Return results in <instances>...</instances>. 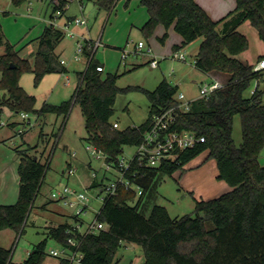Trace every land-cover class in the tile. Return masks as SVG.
Masks as SVG:
<instances>
[{
  "label": "trees",
  "instance_id": "16d2710c",
  "mask_svg": "<svg viewBox=\"0 0 264 264\" xmlns=\"http://www.w3.org/2000/svg\"><path fill=\"white\" fill-rule=\"evenodd\" d=\"M20 5L29 0H12ZM101 8L109 9L113 0H98ZM147 7L149 20L142 31L149 37L159 25H174L182 36V46L202 37L196 55V67L205 72L224 71L231 79L209 97H199L189 109L178 107V86L163 79L153 89L141 86L122 89L118 72L102 76V63L96 58L90 41L85 43V70L78 72V86L68 100L59 104L44 102L37 107V97L21 85L24 73L34 74L39 86L49 73H65L67 68L56 52L65 37L62 28L50 23L37 40L34 62L22 58L7 39L0 22V106L13 112L27 111L38 118L48 113L67 117L73 106L79 105L84 118L87 144L106 154V161L116 165L125 146H137L150 128L155 115L175 107L173 129L193 131L205 137L180 154L178 162L159 167L140 165L134 159L132 170L137 171L136 182L143 188L138 197L132 189L121 187L116 195L107 196L97 214L106 227L97 233L77 236L81 239L83 264H118L117 253L124 243H136L143 249L144 264H264V166L259 157L264 148V89L257 87L251 96L245 92L254 80L261 81L264 69L243 62L237 55L249 47L239 25L249 20L264 41V0H237V8L223 20L215 21L197 0H141ZM51 18L64 13L68 0H47ZM224 26L219 29V24ZM14 66V67H12ZM139 89L149 99V117L139 126L114 127L115 103L120 91ZM239 115L242 140L237 143L233 131ZM43 133H41V136ZM15 148L20 157L19 199L12 205H0V230L13 229L17 235L25 232L31 211L45 180L46 164L32 152L39 147L28 145ZM208 151L215 158L219 178L231 189L218 197L196 201L194 212L173 217L164 205L155 204L148 216L139 209L151 177L159 170L172 172ZM104 182L94 180L91 187L103 189ZM138 197V199H137ZM136 200V203L134 201ZM71 218L77 219L75 215ZM71 227L69 221L47 227V236L34 245L22 263L12 260L13 248L0 245V264H43L49 240L67 245ZM61 264H69L61 260Z\"/></svg>",
  "mask_w": 264,
  "mask_h": 264
},
{
  "label": "rangeland",
  "instance_id": "374dc122",
  "mask_svg": "<svg viewBox=\"0 0 264 264\" xmlns=\"http://www.w3.org/2000/svg\"><path fill=\"white\" fill-rule=\"evenodd\" d=\"M31 1V4L30 1H27L20 5H15L12 0H0V20L3 23L7 39L14 44L22 43L24 45L33 37L32 31L29 28L34 22L31 21L30 17L28 20L26 19L28 6L32 7L31 12L34 16H38L41 13L44 17V13L46 12L47 5L40 12L42 8L40 2L38 0ZM85 4H87V9H85L84 16L79 9L77 0H72L69 3L68 13L70 15L77 14L78 17L76 18H85L91 29L94 27L92 33L86 32L84 35L87 40H90L92 35L97 38L101 32L105 33L115 11L109 13L110 15H107L106 11H104L103 16H105V19L102 20L100 16L96 22L97 8L94 2L85 0ZM50 13L51 9L47 11V19L50 18ZM62 19V17H56L52 23H56V25L63 28L64 24L59 25V23H62ZM73 26L85 27L71 25L73 31ZM65 37L70 38L68 35H65ZM135 41L138 42L133 36H130L128 41L119 46L121 48L109 46L106 48L107 55L102 54L104 48H100L96 53V58L102 62L107 58V62H105L106 75L115 72L120 74L117 81L120 88L126 89L128 87L141 86L152 90L156 88L164 76L169 80H175L174 77L177 76L180 80L178 93L184 92L186 100L189 95L194 97L200 95L201 75L194 68L195 58L187 49H184V51L187 54L188 62L192 61V65L188 67L181 66L179 64L180 59L172 60L171 58L161 57H158L159 65L153 67L149 62L151 55L147 53L134 54L133 52L128 56L127 63L125 64L122 60V51L125 48L133 51ZM146 44L149 47L147 42ZM3 51L4 47L0 46V53ZM115 52H118L119 59H115ZM136 64L138 65L135 66ZM75 65L74 67L70 65V71L61 78L60 85L57 87L58 90H55L51 94L47 90L49 88L47 86L48 81H42L39 86L34 84L33 73H24L21 78V84L28 93L37 95L38 108L42 106L45 99L49 103L59 104L74 93L77 84V71L86 67L85 56L80 61L75 62ZM66 76L71 80L69 84L66 83ZM260 83L264 87V80ZM245 95L250 96L251 89H248ZM149 105V99L143 91L133 88L122 90L116 99L113 120L119 123V128L121 129L129 126H139L149 117ZM16 116V119L20 122L16 124V127L11 132L15 135L16 143L20 144L22 142L21 136L15 132L21 127L22 121L19 114ZM36 118L37 115L31 113L33 123ZM0 119L9 122L6 115ZM42 132L44 135L41 136ZM85 134L84 118L79 105L73 106L66 118L60 116L57 119L56 114L48 113L46 117L38 118L35 125L28 127L27 140L32 146L36 145V143L39 144V147L32 152H36L41 156L42 162L46 164V171L45 180L31 211L25 232L15 235L14 244H16L18 249L38 243L39 239L45 237L44 231L46 225L52 218L58 217L60 220L64 219L61 213L55 214V209H58L57 211H61L62 213L74 215V210L51 197L54 189L69 185L75 189L86 191L92 198L87 213L79 216L83 221L81 230L85 231L87 225L96 220L97 212L101 209L103 201L95 197L101 192V188L91 187V185L94 180L103 181L104 184H108L118 176V172L115 168L107 170L105 159L94 157L87 150L88 145L82 139ZM233 135L237 143L242 140V125L239 115L235 117ZM47 136H50V138H47ZM136 151V146H125L121 158L129 160L135 155ZM74 152L76 155L72 156L71 154ZM201 154L194 157L181 169L172 172L158 169L151 177L138 209L148 215L155 204H160L167 207L171 216L178 217L193 213L197 200L211 199L212 191L210 186L216 170L213 169L210 162L216 160L213 157L206 156V154L201 157ZM70 166L74 167L76 172L68 176L65 171ZM216 167L218 168L217 165ZM94 172L97 174V178H94ZM69 219L71 223L75 221L74 218ZM58 245L57 242L52 240L48 243V247H58ZM45 261L46 264H59L60 262L59 258L51 255H47ZM72 264L80 263L74 262Z\"/></svg>",
  "mask_w": 264,
  "mask_h": 264
},
{
  "label": "crops",
  "instance_id": "0c3cea01",
  "mask_svg": "<svg viewBox=\"0 0 264 264\" xmlns=\"http://www.w3.org/2000/svg\"><path fill=\"white\" fill-rule=\"evenodd\" d=\"M30 4L32 3L31 0ZM76 1V0H75ZM94 2V5L97 8V14L95 17L96 22L98 19L102 18L105 19L103 16L104 11H106L107 15H110L109 13H112L115 11V14L111 17V22L108 25V27L105 30V33L101 32L96 37H93V35L90 37L92 42L97 41L98 39H101V45H99L95 51V56L96 53L99 51L100 48H104L102 54L107 55L106 48L109 46H116L117 48H121L119 46L123 45L126 41L129 40L130 36H133L135 40H144L148 43V45L153 49L155 55L161 58H171L172 60L174 59L172 57V53L179 49L180 46H182V41L183 38L182 36L176 31L174 25L170 26L169 28L165 27L164 25H159L155 29V32L153 35L147 37L144 32L142 31L144 25L147 23L149 20V12L146 6H144L141 3V0H113V3L109 9L106 8H101L99 4L97 3L98 0H91ZM41 5L40 12H42L44 6L47 5L46 12L44 13V17L41 15V13L38 16H34L33 13L31 12L32 7L28 6V13L26 19L30 17L34 23L33 25L29 28L30 31H32V39L28 41L26 44L22 45V43H12L15 46V50L17 51L18 55L22 58H27L31 60V62H34L35 60V54L37 50V40L38 38L43 34L46 26L53 22L54 18L56 17H62V23L59 25H65L69 20H72L77 16L76 15H70L68 13L69 11V3L72 2V0H68V6L65 8L64 13H57L55 17L52 19L51 18V13L49 14V19L46 18L47 11L50 10L48 8L47 0H38ZM79 9L82 11L83 16L85 14V9H87V4H85V0H77ZM197 2L203 7V9L209 14V16L215 20V21H220L223 20L225 17H227L231 12L235 11L237 8V0H197ZM81 4H83V8L81 9ZM94 6V7H95ZM102 13V15H101ZM2 26L3 23L0 20ZM96 25V23H95ZM94 25V26H95ZM224 26V21H222L219 24V29H222ZM74 31L78 35H85L86 32H93V28L89 26V23L87 21V25L84 28H80L79 26H73ZM27 28V27H26ZM4 30V26H3ZM238 31L241 32L242 34L246 35L249 41V47L241 52L240 54L237 55V57L242 60L243 62L249 63L251 65H255L261 58L264 57V41L261 39L258 30L251 24L249 20L244 21L241 25L238 27ZM5 33V30H4ZM90 33V34H91ZM6 35V33H5ZM203 38L200 37L191 43L181 47L183 49H187L191 55L196 58V55L199 51L200 44L202 42ZM76 38H66L61 41V43L58 45L56 52L59 55L61 61L64 60L65 67L67 68V71L65 73H49L45 75L42 81H48L47 86L49 88L47 90L50 91V94L53 93L55 90H58V85H60V80L61 78L67 73H69L70 65L73 67L76 66L75 62H78L74 58V52L76 49ZM136 42V41H135ZM5 52L0 53V56ZM115 59H119L118 52L114 53ZM151 59V58H150ZM178 60V59H176ZM100 61V60H99ZM103 65L102 68V76L103 78H106L108 73L106 75L105 70H106V63L107 58L104 59V63L100 61ZM150 62V60H149ZM179 64L184 67H188L192 65V61L188 62V59L186 61L184 60H179ZM127 63V62H126ZM125 63V64H126ZM87 60H86V67H87ZM136 64L135 66H137ZM86 67L82 70L77 71H83L86 69ZM194 68L196 71L201 75V87L205 84H210L214 82H219L223 86L226 84L232 77V74L229 72H224V71H209L205 72L203 70L198 69L195 65ZM116 73V72H115ZM173 75V73H172ZM66 83L69 84L71 82L70 78L66 76ZM2 78V72L0 71V80ZM22 78V77H21ZM67 79H69V82H67ZM163 79H167L166 76H164L160 82ZM175 80H169L172 84H175L178 86L179 89V82L180 80L178 77H174ZM179 80V81H178ZM264 80V77L261 81L259 80H254L251 83V86L249 89H251V95L254 93L257 87H261L264 89V87L261 86V83ZM159 82V83H160ZM78 75H77V84L74 89V92L78 86ZM158 83V84H159ZM41 84V83H40ZM253 84V85H252ZM22 85V84H21ZM158 86V85H157ZM156 86V87H157ZM200 87V88H201ZM155 89V88H154ZM151 90V89H150ZM153 90V89H152ZM184 93V92H180ZM246 93V92H245ZM46 94V93H45ZM74 94V93H73ZM72 94V95H73ZM179 94V93H178ZM185 94V93H184ZM53 95V94H52ZM72 95L65 99L68 100L72 97ZM250 95V96H251ZM37 97V95H35ZM200 97H194L192 95H189L187 98L188 101H193L195 99H198ZM52 98V96H51ZM63 100V101H65ZM185 100H186V94H185ZM62 101V102H63ZM37 102H38V97H37ZM44 102H48L46 99ZM43 102V103H44ZM18 113L13 112L10 108L7 106H0V118L6 115L8 117L9 122H7V125L5 126H0V205H12L15 204L18 199H19V191H20V176H19V165H20V157L18 156L15 148L17 146H21V148H25L26 146L30 145L29 141L27 140V133L28 130L21 136L22 142L20 144L16 143L15 140V135L11 132V130L16 127V124L19 123L18 120L16 119V115ZM47 116V115H46ZM45 116V117H46ZM57 116V115H56ZM60 116H57V119ZM32 130V129H31ZM16 133V132H15ZM43 133V132H42ZM44 135V133H43ZM47 138H50V136H47ZM37 144V143H36ZM68 147V146H65ZM206 154V156H209L208 151H204L201 154V157ZM259 162L261 165L264 166V148L260 154L259 157ZM211 166H213V169L215 171V175L213 176V182L210 186L211 189V198H215L220 196L223 193L228 192L231 187L230 185L223 179L218 178L219 170L216 167L217 162L216 161H211ZM215 167V168H214ZM66 173V171H65ZM67 174V173H66ZM68 175V174H67ZM70 176V175H68ZM61 188V187H60ZM146 193V192H145ZM144 193V194H145ZM140 197V196H138ZM137 197V199H138ZM143 197V196H142ZM141 197V199H142ZM140 199V202H141ZM139 202V205H140ZM136 203V200L134 201ZM58 210V209H57ZM55 209V214L61 213L64 216L63 220L58 219V217H54L51 220L48 221L46 225V229L44 231L45 237L39 239L38 242L46 238L47 236V227L49 225L53 224H61L69 221L71 223V214L69 213H62L61 211H57ZM145 214V213H143ZM150 214V213H149ZM148 214V215H149ZM146 215V214H145ZM146 215V216H148ZM16 232L13 229L7 228L0 230V245L6 248H13V254H12V260L16 263H22L24 262L31 251L34 248V245L37 243H33L29 246H23L22 248L16 247V244H14V238H15ZM51 240V239H50ZM49 240V241H50ZM54 241V240H52ZM56 242V241H54ZM14 245V246H13ZM117 259H118V264H144L145 262V255L143 253V249L140 245L136 243H124V245L120 248V250L117 253ZM59 264H61V260L59 259ZM43 264H46V261H44Z\"/></svg>",
  "mask_w": 264,
  "mask_h": 264
},
{
  "label": "built area",
  "instance_id": "2783aa9c",
  "mask_svg": "<svg viewBox=\"0 0 264 264\" xmlns=\"http://www.w3.org/2000/svg\"><path fill=\"white\" fill-rule=\"evenodd\" d=\"M58 2V0H56ZM81 1V0H79ZM66 4L65 8H67ZM83 4H81V9ZM56 25V23H54ZM71 25H81L86 26L87 20L85 18H74L69 20L64 27L62 28L65 32V35H68L71 38H76V49L74 52V58L80 61L84 57V48L85 43L90 41L93 46V49H96L101 45V39H98L95 42L87 40L84 35H78L75 31L71 29ZM147 53L151 55L150 64L153 67L159 65L158 56L153 53V49L147 46L144 40H140L134 43V50L130 51L127 48L122 51V60L126 63L128 56L131 53ZM174 59H180L186 61L187 54L183 48H179L172 53ZM65 63L64 60L61 61ZM194 65L196 66V58L194 60ZM255 70L264 69V57L261 58L255 65ZM69 82V79H67ZM222 87L221 83L214 82L210 84H205L200 88V97H209L216 89ZM179 100L178 107L189 109L191 102L185 100V94H177ZM21 118V127L17 130V135L22 136L27 130L28 127L35 125L38 116L35 122H32L31 113L27 111H21L18 113ZM176 120L175 107L169 108L168 110L157 114L154 116L150 128L144 135L143 141L137 145V151L135 155L127 160L125 158H119L116 165L110 164L106 161V154L100 150L98 147L87 144V150L91 152L94 157L104 158L106 169L115 168L118 172V176L111 180L108 184H104L103 189L95 197L101 199L103 202L107 196L116 195L121 187L126 189L134 190L138 196L143 194L142 186L136 182L138 177V172L132 170V165L134 159H137L140 165H146L148 167H159L164 163L178 162L180 154L189 149L195 147L201 142H205V137L196 134L193 131L183 130L179 131L173 129L172 126ZM7 125L6 121L0 119V126ZM114 127H119V123L115 122ZM72 156H75L76 153H72ZM76 172L74 167H69L66 170L68 175H72ZM94 178H97V174L94 172ZM51 197L62 203L64 206L74 210V215L77 217L74 222L71 223V227L67 230L69 233L67 245L58 243V247H47L48 255L59 258L60 260H67L69 264L78 262L83 264V253L81 251V239L77 236L79 233L81 236L88 233H97L100 230L104 229L106 225L99 221L96 217V220L87 225L85 231L81 230L83 221L79 218L80 215L86 214L91 202V196L82 190L75 189L69 185H65L61 188L54 189L51 193ZM100 213L98 210L97 214Z\"/></svg>",
  "mask_w": 264,
  "mask_h": 264
},
{
  "label": "water",
  "instance_id": "95a60500",
  "mask_svg": "<svg viewBox=\"0 0 264 264\" xmlns=\"http://www.w3.org/2000/svg\"><path fill=\"white\" fill-rule=\"evenodd\" d=\"M12 67H14V66H12Z\"/></svg>",
  "mask_w": 264,
  "mask_h": 264
}]
</instances>
